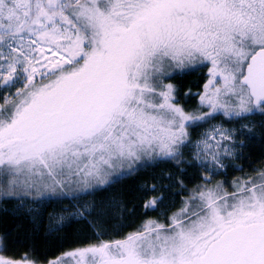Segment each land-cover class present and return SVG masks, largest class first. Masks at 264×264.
Instances as JSON below:
<instances>
[{"label": "snow or ice", "instance_id": "obj_1", "mask_svg": "<svg viewBox=\"0 0 264 264\" xmlns=\"http://www.w3.org/2000/svg\"><path fill=\"white\" fill-rule=\"evenodd\" d=\"M209 64L199 107L187 112L165 79ZM217 114L264 115V0H0V201L75 198L131 174L143 156L180 163L188 128ZM234 131L205 137L208 175L166 223L107 241L97 232L68 255L76 264H264V170L213 185L243 147Z\"/></svg>", "mask_w": 264, "mask_h": 264}, {"label": "trees", "instance_id": "obj_2", "mask_svg": "<svg viewBox=\"0 0 264 264\" xmlns=\"http://www.w3.org/2000/svg\"><path fill=\"white\" fill-rule=\"evenodd\" d=\"M206 77L205 70L198 69L175 73L169 79L176 88L179 104L186 111L198 109L197 93ZM248 123L252 131L245 133L238 159L230 160L224 176L216 181L230 183L254 176L256 170H264V115ZM194 135L193 132L191 139ZM204 176L205 172L186 151L182 152L180 163L171 159L146 164L115 179L109 186L92 191L96 209L90 218L72 219L53 231L49 228V215L55 209L64 210L65 206L54 200L44 205L41 200H27L28 203L19 208L15 200L0 201V252L12 260L27 257L29 261L46 264L66 252L96 243L97 232L103 233L101 239L107 241L122 238L149 220L166 222ZM154 198H159L155 208H146ZM71 199L64 197V202ZM29 207H37L39 211H28Z\"/></svg>", "mask_w": 264, "mask_h": 264}, {"label": "rangeland", "instance_id": "obj_3", "mask_svg": "<svg viewBox=\"0 0 264 264\" xmlns=\"http://www.w3.org/2000/svg\"><path fill=\"white\" fill-rule=\"evenodd\" d=\"M209 67H210V64L207 65V66H202V67H199V68L196 69V70H198V69H204L205 70L206 76H207L206 77V81L208 79ZM171 71H173L174 74H175V73H182L184 71H189V70L181 71L180 69H171ZM206 81H205V83H206ZM165 83H171V81L169 79H165ZM203 87H204V85H203ZM203 87L198 93H202L203 92ZM175 95H176V92H175ZM197 100H198V105H199V96L198 95H197ZM180 106L183 107L181 104H180ZM207 110L208 109H206V108L205 109H201V111H207ZM187 112H189V111H187ZM259 116L260 115H253V116H250L248 119L237 121V122H239V123H237L233 119H229V118H227V117H225L223 115L217 114L215 117L209 118L206 122H200L196 126L189 127L188 128V132H189L188 140L190 142L187 143V145L182 149V152L183 151L190 152L191 156L196 161L197 165L199 167H201L200 160H205L206 161V160L209 159V157H207V156H205V155H203L201 153V149L203 148V143L202 142L205 139V137L212 136L214 134L215 130H229V129H231V130H235L233 132L234 139L236 141H242L243 142L245 137H246L245 133H249V131L246 130L244 132V134L242 135L241 134L242 125H248V127L252 131V126H251V124L248 123V121L250 119H257V118H259ZM201 125H203V126H201ZM191 130H194V131H191ZM193 132L195 133V135H194V138L191 139V134ZM219 138H220L219 132L216 131V139H219ZM209 142L212 143V144H215V140H210ZM222 143L224 145H228L230 143V141H222ZM241 149H242V147L238 148L236 150L237 153H238V157H239V155L241 153ZM238 157L237 158H229V159H227L225 161L226 165H228L230 160L238 159ZM169 160H171V159L158 157V156H152V155L143 156L141 161L138 164H136L135 169L140 168V167H144L146 164H151V163L153 164L154 162H157V161H161V162L162 161L163 162L166 161L167 162ZM226 168L224 170H222L221 174L214 176L213 185H215L216 183L221 181V180H217L216 181V179L221 177L222 175L224 176V173L227 171ZM201 169L205 172L204 168L201 167ZM125 175H128V174L118 175V176L115 177V179H118V178H120L122 176H125ZM207 175H208V173L205 172V176H207ZM109 179H112V178L109 177ZM114 180H112V182ZM232 182H233V180L229 184H231ZM110 184H108L106 186H109ZM92 191H94V190L79 191L75 198H73L71 200H68L67 202H64V197L41 200L42 201V205H44L46 201L54 200V202L56 204L66 207L64 210L58 208V210L60 209L59 211L57 209H55L56 211L50 213V215H49V222H50L49 223V228H50V230L53 231V230L59 228L60 226H62L64 223H66V222H68V221H70L72 219L90 218V214L92 213L93 210L96 209V205H95L96 203H95L93 195L91 194ZM29 200H31V199H29ZM4 201H9V200H4ZM26 203H28L27 200L23 204H19L17 206L19 208H21V207L25 206ZM181 206H182V204H181ZM55 208H57V206ZM86 209H87V211H85ZM37 210H38L37 207H29L28 211H31V212L35 213V212L39 211V210L38 211ZM79 212H83L84 214L83 215H79L78 214ZM95 212H99V210H96ZM166 222H161V223H166ZM0 246H1V241H0ZM76 250H78V249H76ZM76 250H72V251L66 252V253L56 257L55 259L49 261L46 264H52V262H54V261H60V264H76V261H77L78 258L74 259V258H72L71 256L68 255V253L74 252ZM0 256L4 257L1 254V252H0ZM4 258L5 259H9L7 257H4ZM10 260H12V259H10ZM14 261H22V260H14ZM35 264H38V263H35Z\"/></svg>", "mask_w": 264, "mask_h": 264}]
</instances>
